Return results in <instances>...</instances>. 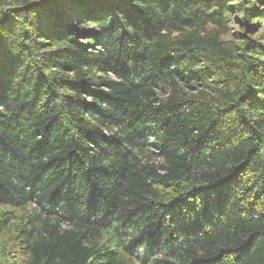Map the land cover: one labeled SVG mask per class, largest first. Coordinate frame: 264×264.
I'll return each mask as SVG.
<instances>
[{"label": "trees", "instance_id": "trees-1", "mask_svg": "<svg viewBox=\"0 0 264 264\" xmlns=\"http://www.w3.org/2000/svg\"><path fill=\"white\" fill-rule=\"evenodd\" d=\"M0 264H264V0H0Z\"/></svg>", "mask_w": 264, "mask_h": 264}]
</instances>
